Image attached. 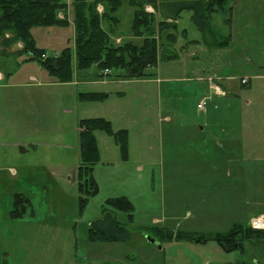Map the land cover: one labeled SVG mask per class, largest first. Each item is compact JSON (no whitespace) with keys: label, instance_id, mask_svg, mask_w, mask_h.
I'll return each mask as SVG.
<instances>
[{"label":"rangeland","instance_id":"rangeland-1","mask_svg":"<svg viewBox=\"0 0 264 264\" xmlns=\"http://www.w3.org/2000/svg\"><path fill=\"white\" fill-rule=\"evenodd\" d=\"M64 1L70 5L73 22V0ZM230 5L234 6L231 29L221 12L212 15L211 26L219 35L231 31V48L220 53L219 48L207 49L193 11L185 10L176 20L179 36L174 49L179 57L150 67L152 76L121 83L113 79L58 82L37 61L20 63L22 58L13 56L21 43L4 48L0 38L4 75L0 78V264L4 258L8 264H264V237L247 241L243 251L228 253L214 241L167 240L154 230L156 226L174 232L227 230L236 206L235 190L231 193L228 185L243 183L227 182L226 188L225 181L218 180L226 167L221 165V136L210 128L264 127L263 80L253 78L255 72L264 74V0H231ZM98 8L103 10L102 5ZM148 10L158 20L164 18L153 6ZM132 12L127 2L118 12L117 43L140 41L130 30ZM32 31L47 56L74 47L73 24L38 26ZM220 61L224 66L218 71L227 78L222 85L229 98L239 101L233 115L226 111L227 98H211L213 86L221 85L219 76L211 75V66ZM245 77L251 78V84H241ZM121 90L123 95L118 93ZM82 91H106L109 97L101 102L81 101ZM204 99L206 107L198 108ZM246 99L255 102L246 107ZM87 117H105L114 129L127 127L131 156L122 160L113 137L96 131L102 149V160L95 168L100 191L81 211L79 121ZM252 137L246 133L247 141ZM143 141L149 146L141 147ZM245 172L254 180L245 182L250 185L246 196L238 191L242 203L256 212L251 216L264 215V162L245 165ZM252 187L256 194L262 187L260 207L245 199L254 194ZM16 193L32 201L22 218L10 216ZM119 195H127L135 205L132 222L127 212L115 210L132 240L91 241L88 225L103 215L107 198Z\"/></svg>","mask_w":264,"mask_h":264},{"label":"trees","instance_id":"trees-1","mask_svg":"<svg viewBox=\"0 0 264 264\" xmlns=\"http://www.w3.org/2000/svg\"><path fill=\"white\" fill-rule=\"evenodd\" d=\"M126 2L133 8L130 30L134 38L140 39L139 42L129 39L117 43L114 40V36L118 35L115 28L121 23L118 12ZM230 3L231 0H73L72 22L68 15L70 5L64 0H0V38L4 48L21 43L22 48L13 52V56L22 58L20 63L37 61L54 80L61 83L72 81L76 71L82 75L87 73L89 78L133 80L152 76L153 73L148 71L150 67L179 57L174 49L179 36L176 20L185 10L193 11L192 19L209 49L228 47L233 38L231 31L227 35H219L211 26V17L218 12L225 14V23L231 29L234 6ZM100 5L102 11L98 8ZM148 6L161 11L164 18L158 20ZM71 24L75 29L74 47L67 46L59 54L47 56V50L38 46L32 29L38 26L67 27ZM182 32L185 35L186 29ZM193 41L196 40L190 42ZM78 96L81 101H103L109 93L82 91ZM79 126L81 163L77 178L80 209L83 211L100 191L95 176L96 165L101 161L96 131L113 137L122 160H128L130 156V133L127 128L114 129L112 121L105 117L82 118ZM31 206L28 196L16 193L10 216L22 218ZM115 210L127 212L129 221H134L135 205L127 195L109 197L102 208L103 215L88 225L87 233L91 241L132 240V233L118 220ZM154 230L167 240L214 241L228 253L243 251L247 241L264 237V230L252 228L249 222H234L225 231L208 233L174 232L158 226ZM3 261L8 264L6 258Z\"/></svg>","mask_w":264,"mask_h":264},{"label":"crops","instance_id":"crops-1","mask_svg":"<svg viewBox=\"0 0 264 264\" xmlns=\"http://www.w3.org/2000/svg\"><path fill=\"white\" fill-rule=\"evenodd\" d=\"M232 37H233V34H232ZM117 40H121V39L117 37ZM191 40H196L193 42L198 43V39H191ZM231 42L233 43V38H232ZM232 43L228 47L217 49L216 52L220 53L223 50H227V49L231 48ZM206 47H207V45H206ZM207 49H209V48L207 47ZM210 50H213V49H210ZM255 52H256V50L254 51V53ZM215 62L217 63L219 61H215ZM223 66H222L221 61H220V63L215 64L214 66H211L212 67L211 69L213 71V72H211L212 73L211 75L219 76L218 81L221 85H222V81L224 79H227L226 77L222 76L220 71H218V69H220ZM84 75L86 76L87 73H83V75H82L76 71L74 74V79L72 81L66 82V83L67 84H70V83L71 84H79L82 82L99 83V82H106L108 79L116 80V82H119V83L130 81L128 79H118V78H110V77L89 78L87 76L84 77ZM0 78H2V79L4 78V75L2 73H0ZM233 78H234L233 76H229L228 79H233ZM245 78H247V77H245ZM253 78L255 80H258L259 82L261 80H263V86H261V87H262V89H264V74H262L260 72H255V74H253ZM242 79H241V84L243 85ZM247 80H248L247 83L251 84V78L250 79L247 78ZM222 87L224 88L223 85H222ZM98 92H106V91H98ZM118 93H119V95H123L124 91L121 90V91H118ZM223 97L227 98V102H228L226 111H228L229 113H231L233 115L235 110L239 107V101H237L236 99L229 98L228 93ZM245 101H246L245 102L246 107H250L255 102V101H253V99H246ZM99 102H101V101H99ZM263 102H264V99H263ZM215 105H217V104H215ZM263 105L264 104L261 105L262 108L264 107ZM263 119H264V117H263ZM226 125L223 124L222 126L219 125L217 127H211L210 130L212 131V134L216 133V134H220V136H221L220 142H219V144H221L220 145L221 150L223 151V154L221 157V165L223 167H226L224 169V172L219 174L218 180L225 181L226 188L228 185L227 182H232V181L234 182V180H235V181H242V183H243V184L238 185L237 187L234 185H228V188H227V190L229 189V191L231 193L235 190V192L233 193L234 196H232V199L234 200L233 203L236 204V206L234 205L235 209L232 213L233 215H231L233 217L232 221L230 223V226L227 228V229H229L234 222H244V223L249 222L251 215L256 214V212L254 213L253 210H251V209L247 210L244 207V204L242 203L244 201L240 195L246 193L245 194V196H246L249 193L250 185H246L245 182L247 183L248 180H250V181L254 180V176L246 174L245 165H248L251 163L254 164V163H257L260 161L264 162V127H259L258 129H256V128L245 129V128L238 127V126H226ZM120 128H127V127H120ZM120 128H118V129H120ZM200 130H201V132H205L204 127H202ZM246 130H251V131H246ZM129 133H130V131H129ZM145 133H148V128H145ZM246 133H252L254 137H252V139L247 141L246 140ZM256 134L259 136H255ZM99 146H100V144H99ZM146 146H149L148 143L146 141H143V143H141V147L145 148ZM117 148L119 150V147H117ZM130 148H131V146H130ZM101 150L102 149L100 146V151ZM130 156H131V154H130ZM130 156H129V159H130ZM120 157H121V155H120ZM101 160H102V151H101ZM128 160H124V161H128ZM240 189L242 191L239 195L238 191ZM252 189H253V187H252ZM259 190L262 191V187H258V191H257L258 193L257 194H256V189H253L252 190V191H254L253 195H251L249 198L244 197L245 199H247V200L249 199L251 202H253V203L248 202L247 204H252L254 206H259V207L262 206L260 204V203H262V200H261L262 197L259 194V192H260Z\"/></svg>","mask_w":264,"mask_h":264},{"label":"built area","instance_id":"built-area-1","mask_svg":"<svg viewBox=\"0 0 264 264\" xmlns=\"http://www.w3.org/2000/svg\"><path fill=\"white\" fill-rule=\"evenodd\" d=\"M45 56V55H44ZM248 82L247 78L242 79V83L246 84ZM227 94L226 90L219 84L213 86V92L211 98H216V97H223ZM210 99V98H209ZM208 103L207 99L202 100L198 104V108L203 109L206 107ZM249 225L254 228V229H263L264 230V215H256V216H251L249 219Z\"/></svg>","mask_w":264,"mask_h":264},{"label":"water","instance_id":"water-1","mask_svg":"<svg viewBox=\"0 0 264 264\" xmlns=\"http://www.w3.org/2000/svg\"><path fill=\"white\" fill-rule=\"evenodd\" d=\"M151 240V239H150Z\"/></svg>","mask_w":264,"mask_h":264}]
</instances>
